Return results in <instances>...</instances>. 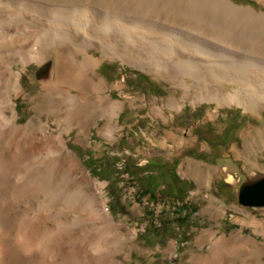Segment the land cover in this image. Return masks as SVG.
I'll return each instance as SVG.
<instances>
[{
	"label": "bare ground",
	"instance_id": "obj_1",
	"mask_svg": "<svg viewBox=\"0 0 264 264\" xmlns=\"http://www.w3.org/2000/svg\"><path fill=\"white\" fill-rule=\"evenodd\" d=\"M107 59L181 88L184 103L164 104L172 111L216 102L264 112V9L235 0H0V264H132L137 231L116 220L106 184L90 178L66 137L103 119L101 134L116 138L126 102L97 79ZM34 63L29 99L39 114L25 122L17 99ZM153 114L166 118V109ZM258 132L246 134L241 153L264 147ZM242 248L264 256L257 240L224 234L213 255L188 264H228Z\"/></svg>",
	"mask_w": 264,
	"mask_h": 264
},
{
	"label": "rangeland",
	"instance_id": "obj_2",
	"mask_svg": "<svg viewBox=\"0 0 264 264\" xmlns=\"http://www.w3.org/2000/svg\"><path fill=\"white\" fill-rule=\"evenodd\" d=\"M235 1L264 9L256 0ZM16 20L13 16L1 27ZM171 49L174 53L173 44ZM22 67L20 62L14 66L17 71ZM38 69L36 63L29 67V75L25 74L23 80L25 94L17 99L25 122L39 114L29 99L36 91L33 81L39 83ZM98 73L97 79L105 78L112 87L114 99L126 102L117 122L120 128L116 138L101 134L106 124L103 119L90 128L78 127L66 137L90 178L106 184L104 191L116 220L123 222L126 230L137 231L136 240L130 244L132 264H188L195 255H213L211 247L224 234L232 237L243 233L264 248V207L239 202L244 183L264 175V147L256 145L250 152L240 151L246 147L249 131L256 137L264 128V112L248 111L243 106L219 107L216 102L197 106L187 102L180 111H172L164 104L173 98L181 103L184 100L183 90L171 82L120 60H105ZM155 106L165 107L166 118L154 117ZM211 113L218 117L212 118ZM43 118L48 121L47 114ZM56 128L53 125L52 129ZM178 137L185 142L178 144ZM252 154L257 162L247 160ZM158 158L169 170L165 179L166 170L160 173L164 180L156 175L158 169L150 172L153 166L143 169ZM176 161L182 181L179 185L170 175ZM151 174L156 176L144 179ZM210 233V241L201 242ZM248 248L255 246L249 244ZM241 250L224 260L228 264H264V256Z\"/></svg>",
	"mask_w": 264,
	"mask_h": 264
},
{
	"label": "water",
	"instance_id": "obj_3",
	"mask_svg": "<svg viewBox=\"0 0 264 264\" xmlns=\"http://www.w3.org/2000/svg\"><path fill=\"white\" fill-rule=\"evenodd\" d=\"M249 179L241 188L239 202L249 207H264V175Z\"/></svg>",
	"mask_w": 264,
	"mask_h": 264
},
{
	"label": "trees",
	"instance_id": "obj_4",
	"mask_svg": "<svg viewBox=\"0 0 264 264\" xmlns=\"http://www.w3.org/2000/svg\"><path fill=\"white\" fill-rule=\"evenodd\" d=\"M161 158H158V160H153V161H150L149 162V165H147V167H144L143 169H145V168H151L152 166V168H153V170H151L150 172H157V169L159 170V172H157L158 174H156V175H158L159 177H160V179H162V177H161V172L163 171V169H164V171L166 170V172H165V177H164V179L167 177V172L169 171L168 170V168H165L164 166V162H161V160H160ZM177 166H178V162L176 161L175 163H174V167L172 168V171L173 172H171L170 171V175H172L173 174V181H174V183H176V185H179L182 181H181V178H180V176H179V174L177 173ZM155 174H151V175H149L148 177H146V178H144V179H146V180H148V179H150V178H152L153 176H156ZM159 179V178H158ZM164 179H162V180H164ZM146 193V192H145ZM181 193V192H180ZM152 195H155L156 194V192H152L151 193ZM176 197H178L179 199H182L181 198V196L179 195L178 196V194H176Z\"/></svg>",
	"mask_w": 264,
	"mask_h": 264
}]
</instances>
